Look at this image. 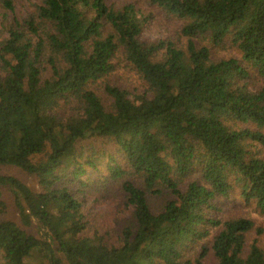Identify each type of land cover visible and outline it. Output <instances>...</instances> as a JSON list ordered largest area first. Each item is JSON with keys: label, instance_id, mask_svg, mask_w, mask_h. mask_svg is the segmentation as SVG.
Returning a JSON list of instances; mask_svg holds the SVG:
<instances>
[{"label": "trees", "instance_id": "obj_1", "mask_svg": "<svg viewBox=\"0 0 264 264\" xmlns=\"http://www.w3.org/2000/svg\"><path fill=\"white\" fill-rule=\"evenodd\" d=\"M28 2L0 0V264H264L225 207L264 216V0Z\"/></svg>", "mask_w": 264, "mask_h": 264}, {"label": "rangeland", "instance_id": "obj_2", "mask_svg": "<svg viewBox=\"0 0 264 264\" xmlns=\"http://www.w3.org/2000/svg\"><path fill=\"white\" fill-rule=\"evenodd\" d=\"M23 1V7L20 8V13H23L25 15L28 10L30 11L31 3L28 2V0H22ZM28 9V10H27ZM150 11H153L151 7H149ZM174 24L168 23V20L165 19L162 15H160L159 12H155V19L153 22V26L151 29L148 30L146 33V36L152 40L154 39H159L164 36H169L170 34H173L175 29H172ZM119 76L122 78V86L126 87L132 85V83L136 82V77L133 73H130V71H124L123 70L120 72ZM132 92V91H131ZM134 93V92H133ZM3 174L6 175H12L20 178L27 184H29L32 188H36V181L28 176L26 173L23 171H20L15 168H6L3 169ZM3 201L6 204V212L4 214L0 215V220L3 219H15L16 216L18 215L16 212V209L14 208V199L12 195L8 192H4L3 195ZM242 202L240 200L229 203L225 207L226 208H233V211H236V215L239 216H244L248 218H252L256 224L257 227H264V216L258 214L253 207L250 206H245L241 204ZM253 237V235H252ZM261 245L264 247V237L261 239Z\"/></svg>", "mask_w": 264, "mask_h": 264}]
</instances>
